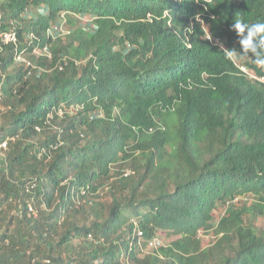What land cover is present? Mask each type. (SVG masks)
<instances>
[{
    "label": "trees",
    "instance_id": "16d2710c",
    "mask_svg": "<svg viewBox=\"0 0 264 264\" xmlns=\"http://www.w3.org/2000/svg\"><path fill=\"white\" fill-rule=\"evenodd\" d=\"M238 16L264 0H0L19 51L51 54L29 46L28 78L0 54V264H264V83L227 55Z\"/></svg>",
    "mask_w": 264,
    "mask_h": 264
},
{
    "label": "built area",
    "instance_id": "2783aa9c",
    "mask_svg": "<svg viewBox=\"0 0 264 264\" xmlns=\"http://www.w3.org/2000/svg\"><path fill=\"white\" fill-rule=\"evenodd\" d=\"M25 14L26 13H24L23 16ZM17 24H18V22L16 20H9L6 24V26L2 27V22L0 21V54L4 51L5 46L10 45V46L14 47V53H15V55L13 57L14 66H16V67L21 66V67L25 68L27 70L26 78H28L31 75L32 70L38 69L36 65L32 64L31 61L25 57V54H26L29 46H32L29 54L31 56H33L34 58L45 57L48 60H50L51 54H50V51H49L47 45L43 46L42 48L33 45L34 41L37 40L33 34L27 35V41L28 42H27L25 48L19 51L18 34H17V28H16ZM69 32L70 31L65 24V20L63 18V15H61L60 18H57V20L55 21V24L52 25L49 29H47V32L45 35L48 38H51L52 40H54L58 37H62L63 35L68 34ZM207 39L209 40L210 37L207 36ZM214 42L218 43L217 40H214ZM64 60L65 59L62 58L61 61L56 64L57 69H59V70L63 69V66L65 64ZM233 62H234V60H233ZM234 64H235L236 68L238 69L239 74H241L245 78L264 83V73L261 75H258L254 71L250 70L249 68H247L244 65L238 66L235 62H234ZM57 114H58V116L61 117V116H63V111L59 110ZM36 131H39L38 127H36ZM80 136L82 137L81 134H80ZM13 139H14L13 137H7L5 139V141L0 144V149L5 148L7 146V141L13 140ZM62 144H63V141H62L60 135L58 134L57 138H56V142L54 144L50 145L48 150H47L48 155L50 154L51 150L57 149L58 146H60ZM45 153H46V150L41 149V150L36 152V156H37V158H41ZM128 174H130V172L124 173V176H126ZM79 193L81 196H85L86 195V189H84V188L80 189ZM27 211L29 214H31L33 216L36 215V209L32 204L27 205ZM137 235H138L139 239L142 237L140 232H138ZM139 243H140V240L138 241V244ZM161 246H162V244L159 242V240L157 238H154L147 243L146 249H158Z\"/></svg>",
    "mask_w": 264,
    "mask_h": 264
},
{
    "label": "clouds",
    "instance_id": "9594fccd",
    "mask_svg": "<svg viewBox=\"0 0 264 264\" xmlns=\"http://www.w3.org/2000/svg\"><path fill=\"white\" fill-rule=\"evenodd\" d=\"M230 30L235 33L237 37L236 43L239 44L240 50L237 51L235 48L229 49L227 52L228 57L239 59L251 58L255 65L264 68V22L256 21L249 23L242 16H238L231 24Z\"/></svg>",
    "mask_w": 264,
    "mask_h": 264
},
{
    "label": "rangeland",
    "instance_id": "374dc122",
    "mask_svg": "<svg viewBox=\"0 0 264 264\" xmlns=\"http://www.w3.org/2000/svg\"><path fill=\"white\" fill-rule=\"evenodd\" d=\"M88 21H89V18H87V17L82 19V22H88ZM86 24H87L86 26H88L89 22L86 23ZM202 27H204V25H203ZM219 45H220L221 47H223V45H222L221 42L219 43ZM126 49H127V47H124L123 50H126ZM26 56H27V55H25V57H26ZM26 58H27V57H26ZM233 60H234V62H235L238 66H242V65H241V62L238 61L236 58H233ZM127 172H129L128 169L125 171V173H127ZM100 193H101L106 199L108 198V195H107V194H108V191L101 190ZM103 196H102V197H103ZM227 205H228V204H223V205H220V206L218 207V210H216V212L214 213L216 218H219V217L225 212V209L227 208ZM244 220H245V223H248V221H247L245 218H244ZM251 221L253 222L254 220H251ZM259 223H260L259 219H258V220L256 219V220L254 221V225H255V226H257ZM215 224H216V220H215L214 222H212L211 224H209L210 229H209V231H208L207 233H206V232H199V236H200V238H201V240H202V244H203V246H207V245H209V244H211V243L213 242V235H212V230H213V228H212V227H214ZM157 239H158L159 242L162 244V246L168 244V242L171 241V238H169V237H168L167 235H165L164 233H159Z\"/></svg>",
    "mask_w": 264,
    "mask_h": 264
}]
</instances>
